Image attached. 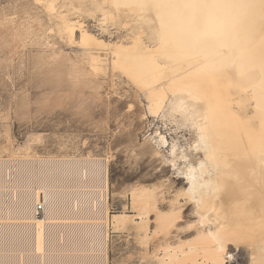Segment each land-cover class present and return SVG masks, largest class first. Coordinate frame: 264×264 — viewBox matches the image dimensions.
<instances>
[{
    "label": "bare ground",
    "instance_id": "bare-ground-1",
    "mask_svg": "<svg viewBox=\"0 0 264 264\" xmlns=\"http://www.w3.org/2000/svg\"><path fill=\"white\" fill-rule=\"evenodd\" d=\"M65 1L77 8L84 0ZM89 1L126 9L139 22L128 44H105L81 30L90 66L119 69L143 94L149 115L167 107L195 135L189 147L200 156L191 161L173 144L170 164L185 179L180 194L192 206L197 237L168 259L224 264L232 244L247 248L250 264H264V0ZM62 23L70 38L80 25ZM95 162L94 191L62 193L59 177L79 186L87 161L0 160V264H56L61 256L76 263L84 256L53 250L95 242L105 249L106 165ZM13 177L28 186L13 191ZM113 216L118 222L121 215Z\"/></svg>",
    "mask_w": 264,
    "mask_h": 264
},
{
    "label": "rangeland",
    "instance_id": "rangeland-1",
    "mask_svg": "<svg viewBox=\"0 0 264 264\" xmlns=\"http://www.w3.org/2000/svg\"><path fill=\"white\" fill-rule=\"evenodd\" d=\"M48 1L0 0V160L87 161L79 186L59 177L62 193L94 191L95 161L105 163V249L97 242L58 246V255L84 257L75 263L61 256L56 264H176L167 255L197 237L192 206L180 194L185 179H177L170 164L173 144L191 161L200 156L189 147L195 138L189 121L167 107L158 117L149 115L143 94L119 69L90 66L81 30L105 44H128L136 16L89 0L77 8ZM65 18L81 25L72 38L63 29ZM16 177L13 191L28 186ZM15 193L10 196L19 197ZM113 215H121L118 222ZM227 256L224 264H250L244 245H228Z\"/></svg>",
    "mask_w": 264,
    "mask_h": 264
},
{
    "label": "built area",
    "instance_id": "built-area-1",
    "mask_svg": "<svg viewBox=\"0 0 264 264\" xmlns=\"http://www.w3.org/2000/svg\"><path fill=\"white\" fill-rule=\"evenodd\" d=\"M42 209H43L42 204H41V203H38V204L36 205V211H41Z\"/></svg>",
    "mask_w": 264,
    "mask_h": 264
}]
</instances>
